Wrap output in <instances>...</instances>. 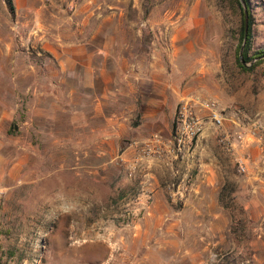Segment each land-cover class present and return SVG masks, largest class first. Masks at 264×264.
Returning <instances> with one entry per match:
<instances>
[{
    "label": "rangeland",
    "instance_id": "rangeland-1",
    "mask_svg": "<svg viewBox=\"0 0 264 264\" xmlns=\"http://www.w3.org/2000/svg\"><path fill=\"white\" fill-rule=\"evenodd\" d=\"M100 2L103 7L112 3L123 11L119 15V23L126 30L123 38L132 41L128 54L135 77L143 78L131 85L129 79L127 91L132 89L134 95L119 96L118 103L108 108L128 104L136 109L130 124L137 127L139 112L147 107L154 91V79L167 85L160 124L168 123V129L152 130L137 139V153L154 134L171 136L180 104L191 97L216 102L226 117L225 131L231 136L247 132L251 126L260 127L263 144L250 149L237 145L234 152H228L220 147L216 128L208 121L198 139L200 144L195 142L189 152L213 155L219 170L220 198L231 211V223L226 231L211 236L213 243L208 245L198 240V227L187 221L178 229L183 246L175 256L172 248L160 250L164 228L151 227L145 220L149 194L125 184L142 170L140 165L129 175L122 160L121 154L131 140L122 143L113 162H82L78 156L81 145L63 143L64 137L74 132L61 115L47 128H22V120L31 113L14 110L12 83L2 78L0 264H196L199 257L204 260L202 264H264V224L247 215L237 200L250 198L249 187L241 190L240 185L253 172L258 173L253 163L257 161L264 168V62L251 73L237 64L240 9L233 0ZM250 3L254 53L264 48V0ZM3 104L10 110L4 111ZM79 133L77 130L75 136ZM244 155H250L246 173L239 167ZM205 157V162L212 163L210 156ZM97 163L105 170L95 173L92 167ZM82 166H86L85 174ZM120 174L123 178L114 186ZM177 208L182 205L177 204ZM192 252L200 256L194 258Z\"/></svg>",
    "mask_w": 264,
    "mask_h": 264
},
{
    "label": "crops",
    "instance_id": "crops-1",
    "mask_svg": "<svg viewBox=\"0 0 264 264\" xmlns=\"http://www.w3.org/2000/svg\"><path fill=\"white\" fill-rule=\"evenodd\" d=\"M100 1L12 0L11 10L6 0H0V79L12 83L14 110L31 113L22 120V128H47L61 115L74 132L64 137L63 143L81 145L78 156L82 162H113L122 143L131 140L121 154L128 167L140 156L135 147L137 139L160 128L168 129V123L160 124L168 98L167 85L154 79V91L147 107L139 112L137 127L130 124L136 109L128 104L108 108L118 103L119 96L134 95L132 89L127 91L129 79L131 85L143 78L135 77L128 54L133 43L123 38L126 30L119 23L123 11L112 3L103 7ZM3 105L4 111L10 110ZM77 130L80 133L75 136ZM205 156H210L212 163L205 162ZM214 160L213 155L196 150L171 154L166 147L162 154L144 158L141 173L125 182L149 194L145 220L151 227L164 228L162 252L172 248L174 255H179L183 245L178 229L187 221L198 227V240L208 245L213 243L211 236L230 225L232 214L220 198L219 170ZM93 168L95 173L105 170L103 164ZM255 168L258 173L253 172L240 185L241 190L249 187L250 198L237 200L247 215L264 224V168L257 161L253 163ZM182 187H187V192L179 202L175 192ZM197 256L199 252H192V257ZM200 259L196 264L204 262Z\"/></svg>",
    "mask_w": 264,
    "mask_h": 264
},
{
    "label": "built area",
    "instance_id": "built-area-1",
    "mask_svg": "<svg viewBox=\"0 0 264 264\" xmlns=\"http://www.w3.org/2000/svg\"><path fill=\"white\" fill-rule=\"evenodd\" d=\"M208 121L216 128L220 147L228 152H234L237 145L249 148L255 144L259 147L263 144V139L259 136L260 127L251 126L247 132L239 131L235 136H231L225 131L226 117L220 111L216 102L191 97L184 99L180 104L176 114L174 132L169 138L154 134L143 142L139 158L127 167L129 175H133L138 171L144 158L148 159L155 154H162L163 149L166 147L171 154L191 150L203 133ZM249 161L250 155L241 157L239 167L242 173H246L249 170ZM186 192L187 187H182L176 190L175 196L178 200H182Z\"/></svg>",
    "mask_w": 264,
    "mask_h": 264
},
{
    "label": "trees",
    "instance_id": "trees-1",
    "mask_svg": "<svg viewBox=\"0 0 264 264\" xmlns=\"http://www.w3.org/2000/svg\"><path fill=\"white\" fill-rule=\"evenodd\" d=\"M8 3V6L11 10H13V3L12 0H6ZM235 2V4L238 6V8L240 9L241 12V29H240V36H239V41H238V46H237V64L240 67V69L244 72L247 73H251L255 70V68L261 64L262 62H264V59H260L258 60L256 63H254L253 65H251L250 67L244 66L241 62L240 59V50L243 44V40H244V36H245V14H244V10L242 7V4L240 2V0H233ZM249 9V34H248V40L246 43V47H245V51H244V60L247 64L251 63L253 60H256L258 58L264 57V48L258 49L256 50L254 53H252V40H253V25H254V18H253V14H252V8H251V3L250 0H245ZM123 178L122 174H120L117 178H115L113 184L114 186L119 183L121 181V179Z\"/></svg>",
    "mask_w": 264,
    "mask_h": 264
},
{
    "label": "water",
    "instance_id": "water-1",
    "mask_svg": "<svg viewBox=\"0 0 264 264\" xmlns=\"http://www.w3.org/2000/svg\"><path fill=\"white\" fill-rule=\"evenodd\" d=\"M240 2L242 4L243 10H244V14H245V36H244L243 44H242V47H241V50H240V59H241V62H242V64L244 66L250 67L251 65H253V63L247 64L245 62L244 58H243L245 47H246V43H247V40H248V34H249V9H248V6H247V3H246L245 0H240ZM262 58L264 59V57H261V58H258L256 60L258 61V60H260Z\"/></svg>",
    "mask_w": 264,
    "mask_h": 264
}]
</instances>
